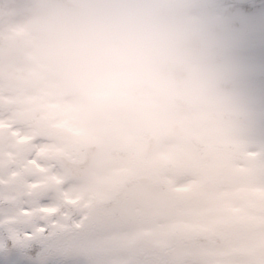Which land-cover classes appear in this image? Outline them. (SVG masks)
<instances>
[{
  "label": "rangeland",
  "instance_id": "374dc122",
  "mask_svg": "<svg viewBox=\"0 0 264 264\" xmlns=\"http://www.w3.org/2000/svg\"><path fill=\"white\" fill-rule=\"evenodd\" d=\"M205 3L220 27L229 92L204 94L181 116H162L102 90L25 113L3 111L0 264H217L264 243V230L239 240L213 231L216 218L225 227L233 222L229 205L243 212L248 201L264 204V189L255 188L259 174L241 159V149L259 146L254 121L264 109V0L255 3L252 27L237 10L228 13L226 0ZM174 121L184 133L169 137ZM150 135L158 143L145 154ZM89 143L102 144L90 171L71 177L61 157L81 160ZM220 236L223 243L215 240Z\"/></svg>",
  "mask_w": 264,
  "mask_h": 264
},
{
  "label": "clouds",
  "instance_id": "9594fccd",
  "mask_svg": "<svg viewBox=\"0 0 264 264\" xmlns=\"http://www.w3.org/2000/svg\"><path fill=\"white\" fill-rule=\"evenodd\" d=\"M205 0H0V115L102 90L162 116L230 86Z\"/></svg>",
  "mask_w": 264,
  "mask_h": 264
},
{
  "label": "flooded vegetation",
  "instance_id": "af4514ba",
  "mask_svg": "<svg viewBox=\"0 0 264 264\" xmlns=\"http://www.w3.org/2000/svg\"><path fill=\"white\" fill-rule=\"evenodd\" d=\"M256 126L259 127V132L256 134L254 141L258 142L259 146L250 151L247 160L251 161V164H253L255 171L259 174L261 179L260 185L256 183L257 185H255V188L264 189V117H262L261 121H256ZM246 205L249 216L255 217L256 215L264 218V204L259 203L253 205L251 201H248ZM226 216L230 218L235 217L231 213H226ZM258 228L259 224L238 223L236 225L223 229H225L228 233L239 232L241 234L254 235L259 232ZM235 257L236 259L233 260L234 264H243V262L239 261H247L248 264H264V244L254 245L250 249V253L248 254L242 253L241 255H237L236 253ZM237 257H248V259L242 260L238 259ZM169 263L175 264L174 261H170Z\"/></svg>",
  "mask_w": 264,
  "mask_h": 264
},
{
  "label": "water",
  "instance_id": "95a60500",
  "mask_svg": "<svg viewBox=\"0 0 264 264\" xmlns=\"http://www.w3.org/2000/svg\"><path fill=\"white\" fill-rule=\"evenodd\" d=\"M236 1L245 2L248 0H236ZM181 132H182V130L180 128H178L177 125H173L170 127L168 134L177 135V134H180ZM149 142L150 143H149V146L146 150V153H149L151 151V149L153 148V146L155 144V140L150 139ZM98 148H99V146H97L95 144L88 145L86 147V157H85L84 161H82V162H79V163L71 162L64 157L62 158V160H63L64 164L69 168L72 175L82 176L83 174H85L88 171V169L91 165L92 159H93V155L97 151Z\"/></svg>",
  "mask_w": 264,
  "mask_h": 264
},
{
  "label": "trees",
  "instance_id": "16d2710c",
  "mask_svg": "<svg viewBox=\"0 0 264 264\" xmlns=\"http://www.w3.org/2000/svg\"><path fill=\"white\" fill-rule=\"evenodd\" d=\"M243 11V10H242ZM243 12H246V10H244Z\"/></svg>",
  "mask_w": 264,
  "mask_h": 264
}]
</instances>
